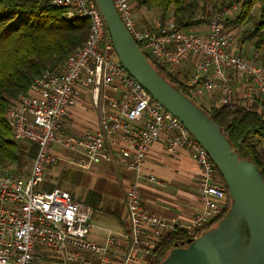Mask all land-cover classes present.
Masks as SVG:
<instances>
[{
  "label": "built area",
  "instance_id": "obj_1",
  "mask_svg": "<svg viewBox=\"0 0 264 264\" xmlns=\"http://www.w3.org/2000/svg\"><path fill=\"white\" fill-rule=\"evenodd\" d=\"M51 1L63 9L65 19H86L88 34L83 45L67 55L59 71L44 70L29 91L5 110L11 138L35 144L36 152L26 175L15 174L10 167L0 168V264H89L87 252L107 264H147L156 237L182 227L194 238L221 212L228 195L217 180L207 150L119 62L95 0ZM113 2L128 33L152 59L169 69L191 57L196 59L186 83L192 97L201 99L216 91L220 105L235 106L238 101L231 77L237 74L245 79L248 99L241 105L264 119V68L255 53H233L234 40L221 29L220 17L235 5L223 8L217 18L200 27L186 30L177 29L171 18H159L151 28H140L129 0ZM83 92L89 93L98 110L97 127L74 134L69 122ZM161 138L167 152L184 149L198 167L202 207L187 220L164 219L142 207L140 182L154 180V174L144 167L145 157ZM62 150L71 152L65 157L80 170L108 162L134 177L128 183L118 177L124 190L127 231H109L104 243H96L88 238L93 211L89 205L58 187L41 189L49 170L68 152ZM148 227L150 234L146 233ZM120 238L122 251L117 248Z\"/></svg>",
  "mask_w": 264,
  "mask_h": 264
},
{
  "label": "trees",
  "instance_id": "obj_2",
  "mask_svg": "<svg viewBox=\"0 0 264 264\" xmlns=\"http://www.w3.org/2000/svg\"><path fill=\"white\" fill-rule=\"evenodd\" d=\"M132 2L138 7L159 9L162 12V20L166 19L164 17L167 12L172 11L171 19L175 27L186 30L200 27L207 22L213 12L233 5H239V12L224 23L231 26L245 25L253 20L252 10L257 7L255 23L247 30L244 39L250 43L253 51H258L264 46V0H132ZM0 11V168L10 166L18 173V169L27 167L28 162H31L35 156L36 146L30 142L20 143L11 138L10 127L4 115L5 110L19 94L25 93L31 81L39 77L44 70L61 69L67 55L86 41L89 23L84 18L65 19L63 9L52 4L50 0H0ZM200 15L204 18H200ZM143 53L165 79L192 99L220 126L239 158L252 161L264 178L262 148L264 119L261 115L255 110L245 109L241 104L204 105L189 94L187 85L174 76L168 66L165 67L147 53ZM79 172L81 171L64 169L56 177V184L45 183L41 189L51 190L58 187L68 191L73 198L86 203L92 209L105 211L115 217L120 216L124 203L118 184L105 177H97L91 185H87L89 176ZM216 177L224 187L228 199L221 212L201 231L218 225L232 205L229 191L218 170ZM48 178L54 180L50 176ZM79 179H82L79 183L83 184L84 188L77 192L75 186ZM66 184L70 187H66ZM201 231L198 235L202 233ZM188 238L182 228L161 237L147 256V264H160L173 246L185 245Z\"/></svg>",
  "mask_w": 264,
  "mask_h": 264
},
{
  "label": "water",
  "instance_id": "obj_3",
  "mask_svg": "<svg viewBox=\"0 0 264 264\" xmlns=\"http://www.w3.org/2000/svg\"><path fill=\"white\" fill-rule=\"evenodd\" d=\"M122 66L174 114L207 150L232 200L218 225L185 245H175L160 264H264V178L256 165L239 158L220 126L177 90L150 63L122 22L113 0H95Z\"/></svg>",
  "mask_w": 264,
  "mask_h": 264
},
{
  "label": "crops",
  "instance_id": "obj_4",
  "mask_svg": "<svg viewBox=\"0 0 264 264\" xmlns=\"http://www.w3.org/2000/svg\"><path fill=\"white\" fill-rule=\"evenodd\" d=\"M139 22L144 23V26H152L154 22V15L150 17L143 14V17L138 13ZM204 27L202 26L201 30ZM244 47L236 42L232 41L230 50L236 53H243ZM249 53H246L248 55ZM196 59L191 57L183 61L180 65H176L171 68L174 76L182 80L185 84L190 80L193 65ZM233 95L238 102H248L245 96V79L240 75L233 74ZM219 95L216 91L206 93L200 100L204 105L210 106L213 104H219ZM90 98L86 93H83L79 103L73 108V117L70 120L71 132L74 134H81L86 128L97 127V109L91 112L92 108L89 105ZM91 103V102H90ZM113 166V165H112ZM146 170L155 174L158 182H141L140 188L142 193V203L144 209L153 215L158 217L169 219L170 217H179L181 219H189L195 212L201 209V200L195 191L196 180L199 172L198 167L194 160L183 149H178L176 153L170 154L166 151L165 141L161 138L157 143L149 149L145 157ZM127 174L126 172H122ZM124 203V202H123ZM105 216L102 218L107 223V229H111L118 234L125 232L128 229V219L125 210L123 208L120 216H113L109 213L103 212ZM106 218V219H105ZM146 233L150 234L151 229L148 227ZM89 238L99 244L104 243L105 236L93 234L89 235ZM123 239L120 238L117 248L122 251ZM90 254V253H86ZM95 256V255H93ZM99 259V257L95 256ZM54 260V259H52ZM100 260V259H99ZM107 264V263H103ZM133 264H135L133 262Z\"/></svg>",
  "mask_w": 264,
  "mask_h": 264
},
{
  "label": "rangeland",
  "instance_id": "obj_5",
  "mask_svg": "<svg viewBox=\"0 0 264 264\" xmlns=\"http://www.w3.org/2000/svg\"><path fill=\"white\" fill-rule=\"evenodd\" d=\"M51 1V0H50ZM130 1V4L132 5L133 7V10H134V13H135V16H136V19H137V22H138V26L140 28H148L151 26H144V23L142 22H139L140 20L138 19L139 17L137 16V12H136V9L137 11L140 10V8H142L141 10L143 11H139L138 13L143 17V14H146L147 16H151V15H156L155 18H154V21L161 18L162 19V12L159 10V9H148V8H145V7H138L137 5H135V3L132 2V0H129ZM52 3V1H51ZM53 4V3H52ZM61 8V7H60ZM63 8V7H62ZM223 9V8H222ZM222 9L220 10H217L216 12H213L212 15H209V19L207 20V22L210 21V19H212L213 17L217 18V16H219V12L222 11ZM257 7H254L253 10H252V16H253V20L245 23L244 24H241V25H236V26H231V25H227L226 23H224L225 20H229V19H232L234 18V16H236L239 12V5H236V7H233L231 9H229L227 11V13L223 14L221 17H220V20L221 21V24H222V28L224 31L230 33V35L232 36V39L234 40L233 42H236L238 43L239 45H242L244 47V50L249 53V54H256L255 55V58H256V61L259 65H264V46L261 48V49H258V51H253V48L248 44L247 41H245L244 37H245V34L247 33V30L251 29V27H253L254 23H255V18L257 17V11H256ZM172 11H169L166 13V17L164 18H172ZM1 13V11H0ZM201 18H204L201 17ZM205 22V23H207ZM153 25V24H152ZM115 52V51H114ZM246 52L243 51L244 54H246ZM194 65H195V62H194ZM264 68V67H262ZM192 76V75H191ZM34 81V80H33ZM33 81H31V84L30 86L28 87V89L25 91H29L30 87L32 86V83ZM84 93V92H83ZM82 93V94H83ZM22 94V93H21ZM88 96H89V93L87 92ZM20 95V94H19ZM18 95V96H19ZM17 96V97H18ZM82 98V96L80 97V99ZM90 98V97H89ZM17 99V98H16ZM15 99V100H16ZM79 99V101H80ZM199 102L203 103L200 99H197ZM78 101V103H79ZM89 102V101H88ZM77 103V104H78ZM241 104V103H244V102H238V104ZM89 105L92 107L90 108L89 110L91 112H94L95 111V108L94 106L89 102ZM97 109V108H96ZM97 115H98V110H97ZM19 142H28V141H25V140H19ZM29 143V142H28ZM262 148L264 149V142L262 143ZM63 152L64 151H68V152H65L66 155H63L62 156V160H59L58 164L56 165V167L52 170H49V172L47 173V179L45 181V183H51V184H56V177H58L62 171L65 169V170H76V171H81L79 173H82V174H86L89 176V180L87 181V185H91L94 181L95 178L97 177H105L106 179H109L110 181H113V182H116L118 184V177H121L122 179H124L125 183H128V181H130L131 177H133L132 175L130 174H124L122 173L119 168L116 166H112L110 163L108 162H103L102 164H99V165H94L92 166L89 170L87 171H83V170H80L76 167V164L71 162L69 157H65V156H68L69 154V150H62ZM71 153V152H70ZM34 157V156H33ZM71 157V156H70ZM33 159V158H32ZM32 161V160H31ZM30 166H31V162L29 161L28 162V166L27 167H22V169H18V173L15 171V169L13 167H10L11 168V171H13V173L15 174H20V175H26L30 169ZM6 168V167H5ZM217 169V168H216ZM48 176H50L51 179L54 178V180H50L48 178ZM134 178V177H133ZM198 178H199V175H198ZM198 178L196 180V187H195V191L197 192V181H198ZM120 180V179H119ZM144 181V180H143ZM141 181V182H143ZM79 182H82V179H79L78 182L76 183V191L79 192L81 189H83V184L79 183ZM140 182V184H141ZM144 182H150V183H157L158 180L154 174V180L152 181H144ZM44 183V184H45ZM119 186V184H118ZM66 187H70L69 185L66 184ZM74 187V186H73ZM120 187V186H119ZM121 189V187H120ZM123 189H121V195H122V200H123ZM197 195H198V192H197ZM77 196V194H76ZM231 198V197H230ZM228 199V198H227ZM124 201V200H123ZM232 201V200H231ZM142 207L143 206V203H142ZM201 207H202V203H201ZM145 208V207H144ZM199 211V210H198ZM196 213V212H195ZM194 213V214H195ZM193 214V215H194ZM192 215V216H193ZM102 216H105V214L103 213V211L101 210H97V209H93L92 211V217H91V228H90V231H89V235H93V234H97V235H101V236H106L108 234L109 231H113L111 229H107V223L105 222V220L102 218ZM191 216V217H192ZM190 217V218H191ZM179 218V217H178ZM106 219V218H105ZM171 217L168 219L170 220ZM181 219V218H180ZM184 220V219H183ZM177 228H182V227H177ZM176 228V229H177ZM175 229V230H176ZM184 229V228H182ZM209 229V228H208ZM208 229H204V231H201L202 233L205 232L206 230ZM174 230V231H175ZM173 231V232H174ZM185 231V229H184ZM186 232V231H185ZM201 233V234H202ZM169 234V233H168ZM89 235H88V238H89ZM167 235V234H166ZM200 235V234H199ZM165 236V235H164ZM198 234L195 236L197 237ZM190 238V237H189ZM193 238V237H192ZM90 239V238H89ZM105 239V238H104ZM160 239V235L158 237H156V240L158 241ZM91 240V239H90ZM98 257V256H97ZM87 260H89V264H103V262L101 261V259L99 260L98 258H96L95 256H93L91 253L90 254H87L86 256ZM54 262L56 260H53ZM73 264H82L80 262H76V263H73Z\"/></svg>",
  "mask_w": 264,
  "mask_h": 264
}]
</instances>
